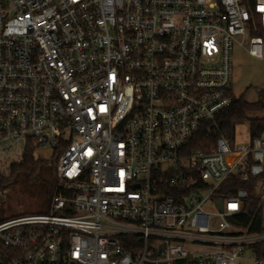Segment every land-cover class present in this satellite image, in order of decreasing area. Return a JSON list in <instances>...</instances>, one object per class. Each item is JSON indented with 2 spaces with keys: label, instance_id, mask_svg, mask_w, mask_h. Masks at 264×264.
<instances>
[{
  "label": "built area",
  "instance_id": "obj_1",
  "mask_svg": "<svg viewBox=\"0 0 264 264\" xmlns=\"http://www.w3.org/2000/svg\"><path fill=\"white\" fill-rule=\"evenodd\" d=\"M247 35L263 58L264 0H0V202L58 154L49 211L0 214V264H264V132L188 148Z\"/></svg>",
  "mask_w": 264,
  "mask_h": 264
},
{
  "label": "rangeland",
  "instance_id": "obj_2",
  "mask_svg": "<svg viewBox=\"0 0 264 264\" xmlns=\"http://www.w3.org/2000/svg\"><path fill=\"white\" fill-rule=\"evenodd\" d=\"M249 40L250 35H247L243 46L235 44L232 51V92L235 98L244 96L247 102L257 103L260 92L264 90V52L263 58L251 56L248 52ZM249 117L264 119V108L252 112ZM248 131L247 123L239 125L236 139L246 140ZM36 153L39 159L30 169H18L6 185L7 194L2 195L0 202L1 217L49 211L56 185L55 156L50 147L36 148Z\"/></svg>",
  "mask_w": 264,
  "mask_h": 264
},
{
  "label": "trees",
  "instance_id": "obj_3",
  "mask_svg": "<svg viewBox=\"0 0 264 264\" xmlns=\"http://www.w3.org/2000/svg\"><path fill=\"white\" fill-rule=\"evenodd\" d=\"M260 99L257 103H249L245 100L244 96H240L238 98H233V104L230 109L222 113L217 118V127H213V130L210 134H208V130L205 128H202L196 133L188 146V148L192 151H205L209 152L211 151L215 145L216 140L220 136H227L232 139L234 142L235 140V132L236 128L239 125L247 123L249 125V132L251 138H254L261 133L264 132V119L262 118H250L249 115L257 111L259 109L264 108V94L260 92ZM58 154H56L54 160L55 163H57ZM35 160L29 155L26 159V162L24 165L20 167H15L12 169V177L15 174V172L18 169H25L29 170L31 165ZM241 188H247L252 193L251 189L248 185L243 183L239 176H231L224 184V189L221 190V192L233 194L238 189ZM254 200L253 195H250L249 202ZM259 227L256 226L253 228V230H258ZM173 264H194V262L190 259L186 260H179L175 261Z\"/></svg>",
  "mask_w": 264,
  "mask_h": 264
},
{
  "label": "water",
  "instance_id": "obj_4",
  "mask_svg": "<svg viewBox=\"0 0 264 264\" xmlns=\"http://www.w3.org/2000/svg\"><path fill=\"white\" fill-rule=\"evenodd\" d=\"M218 203L221 204V201L219 200Z\"/></svg>",
  "mask_w": 264,
  "mask_h": 264
}]
</instances>
